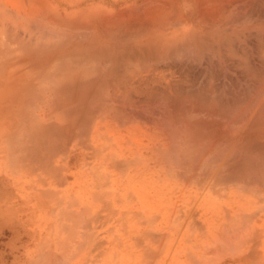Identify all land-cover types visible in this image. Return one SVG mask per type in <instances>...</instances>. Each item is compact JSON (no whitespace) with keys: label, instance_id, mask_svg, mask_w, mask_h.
Listing matches in <instances>:
<instances>
[{"label":"rangeland","instance_id":"1","mask_svg":"<svg viewBox=\"0 0 264 264\" xmlns=\"http://www.w3.org/2000/svg\"><path fill=\"white\" fill-rule=\"evenodd\" d=\"M164 1L0 0V264L264 263V1L213 33Z\"/></svg>","mask_w":264,"mask_h":264},{"label":"bare ground","instance_id":"2","mask_svg":"<svg viewBox=\"0 0 264 264\" xmlns=\"http://www.w3.org/2000/svg\"><path fill=\"white\" fill-rule=\"evenodd\" d=\"M154 1H155V0H154ZM161 1L165 2L164 0H161ZM166 1H169V3H171L170 6H169L168 8H169L170 10H171V9H172V10H175V12L177 13V14L175 13L177 17H180V16H181V17H184V16H182L183 14H181L182 11H183V10H188V11L191 12L192 15H195V17L197 16V18L199 19L200 23H202L203 26H204L206 29L209 28V29H210L209 31H210L211 33L214 32V31H213L214 29L218 28L223 22H225L226 19L229 18V15L234 14L235 11H236L237 9H239V10H240L241 8L244 9V8H246V7L244 6L245 4L247 5V3H248L249 1H250V3H251V0H249V1H248V0H166ZM252 1H254V0H252ZM259 1H260V4L262 5L263 2L261 3V0H259ZM263 1H264V0H263ZM150 2H152V0H150ZM156 2H158V1H156ZM159 2H160V1H159ZM159 2H158V3H159ZM163 2H162V5H163V6L161 5L162 8H164V3H163ZM254 2H257V1L255 0ZM153 3H154V2H153ZM153 3H149V4L152 5ZM160 3H161V2H160ZM166 3L169 4L168 2H166ZM166 3H165V4H166ZM167 4H166V5H167ZM251 4H252V3H251ZM251 4L248 3V7H247L246 9H244V10L246 11L247 9H249L250 6L252 7L253 5H251ZM257 4H258V3H257ZM257 4H256V5H257ZM166 5H165V6H166ZM249 5H250V6H249ZM145 6L148 7V9H150V10H149V12H150V11H151V8H149L150 5H148V6L145 5ZM157 6H160V5H157ZM161 6H160V7H161ZM262 6L264 7V4H263ZM140 7H141V6H140ZM143 7H144V6H142V8H143ZM146 7H145V9H146ZM152 7L154 8L155 5L152 6ZM160 7H159V9H161L160 11H162V8H160ZM240 7H241V8H240ZM256 7H257V6H256ZM153 8H152V10H153ZM254 8H255V5H254ZM137 9H138V8H136V9H131V10L137 11ZM148 9H146V10H148ZM165 9H167V8H165ZM259 9H260V8H259ZM262 9L264 10V8H262ZM262 9H260V10H262ZM131 10H129V11H131ZM143 10H144V9H143ZM146 10H145V11H146ZM154 10H155V9H154ZM154 10H153V12H152V11H151V12L154 13ZM156 10H157V9H156ZM156 10H155V11H156ZM163 10H164V9H163ZM244 10H240V12H241L242 14H244V15H245V13L247 14V12H249L248 10H247V12H245ZM250 10H251V8H250ZM256 10H257V9H256ZM138 11H139V10H138ZM145 11H141V10H140V13H139V12H138V13L141 14V13L143 12V14L145 15V14L147 13V12L144 13ZM157 11L160 12L159 10H157ZM157 11H156V12H157ZM168 11H169V10L167 9V13H169ZM233 11H234V13H233ZM243 11H244V13H243ZM126 12H128V11H126ZM151 12H150V13H151ZM158 12H157V13H158ZM164 12H165V11H164ZM170 12H171V11H170ZM173 12H174V11H173ZM173 12H172V13H173ZM261 12H262V11H261ZM261 12H260V13H261ZM157 13H156V14H157ZM160 13L162 14V12H160ZM160 13H159V14H160ZM172 13H171V14H172ZM236 13H237V11H236ZM249 13H250V12H249ZM253 13H254V12H253ZM126 14H127V13H126ZM143 14H141V16H142ZM164 14H165V13H164ZM173 14H174V13H173ZM239 14H240V13H238V16H239ZM251 14H252V12H251ZM258 14H259V10H258ZM263 14H264V11H263ZM263 14H262V17H263ZM127 15H129V14H127ZM131 15H134V17L136 16L135 13L133 14V13L130 12V16H129V17H132ZM147 15H148V14H147ZM152 15H153V14H152ZM165 15H166V14H165ZM167 15H168V14H167ZM236 15H237V14H236ZM240 15H241V14H240ZM244 15H241V16L244 17ZM252 15H253V14H252ZM259 15H260V14H259ZM19 16H20V15H19ZM116 16H117V15H116ZM118 16H119V15H118ZM118 16H117V18H118ZM150 16H151V15H150ZM169 16H171V15H169ZM238 16H236V17H238ZM245 16H246V15H245ZM119 17H120V16H119ZM129 17H128V18H129ZM142 17H143V16H142ZM142 17H140V20L136 19V17H135L134 20H136V21H137V20H138V21H141ZM144 17H145V16H144ZM148 17H149V15H148ZM151 17H152V19H153L151 22L154 23V22L157 20V18H156L157 16L155 17V15H153V16H151ZM151 17H150V18H151ZM153 17H155V18H153ZM164 17H166V16H164ZM164 17H163V18H164ZM174 17H175V16H174ZM174 17H173V18H174ZM181 17L178 18V19L182 21ZM239 17H240V16H239ZM239 17H238V18H239ZM251 17H252V16H251ZM253 17H254V15H253ZM257 17H258V16H257ZM123 18H124V17H123ZM123 18H122V19H123ZM137 18H139V17H137ZM159 18H160V17H159ZM170 18H171V17H170ZM170 18H169V17H166V18H164V19H169V20H170ZM233 18H235V15H234V17H233V16L230 17V19H229V23H232ZM240 18H241V17H240ZM247 18H248L247 16L244 17V19H247ZM258 18H261V16L258 17ZM105 19H106V18H105ZM111 19H113V18H111ZM130 19H131V18H130ZM146 19H148V18L146 17ZM154 19H155V21H154ZM178 19H177V21H176L177 23H179V22H178ZM241 19L243 20V18H241ZM249 19H250V18H249ZM249 19H247L246 22H250V20H251L252 18H251L250 20H249ZM256 19H257V18H256ZM263 19H264V18H263ZM263 19H262V20H263ZM120 20H121V18H120ZM148 20H150V19H148ZM158 20H159L160 22H162L163 19H162V17H161V19H158ZM173 20H174V19H173ZM175 20H176V19H175ZM184 20H185V19H184ZM184 20H183V21H184ZM230 20H231V22H230ZM235 20H236V19H235ZM237 20H238V19H237ZM237 20H236V21H237ZM248 20H249V21H248ZM262 20L260 21L261 23L259 22L258 24H257V22H258L259 20H256V22L252 20V21H253L252 23H255L256 25H254V26L251 27L252 29L255 30V32H257V33L260 34V38H261V36L264 37V20H263V21H262ZM117 21H118V20H117ZM123 21H124V20H123ZM123 21H122V22H123ZM126 21H127V20H126ZM130 21H131V20H130ZM143 21H144V20H142V22H143ZM145 21H146V20H145ZM153 21H154V22H153ZM181 21H180V22H181ZM183 21H182V22H183ZM185 21H186V20H185ZM233 21H234V20H233ZM236 21H235V22H236ZM119 22H120V21H119ZM128 22H129V21H128ZM142 22H141V23H142ZM169 22H171V21H169ZM182 22L180 23V25H182ZM227 22H228V21H227ZM54 23H55V22H54ZM123 23H125V25L127 24L125 21H124ZM132 23H134V21H132ZM135 23H136V22H135ZM167 23H168V22H167ZM172 23H173V21H172ZM174 23H175V22H174ZM177 23H176V24H177ZM239 23H240V22H239ZM239 23H238V24H239ZM243 23H244V22H243ZM57 24H58V23H57ZM128 24H130V23H128ZM137 24H138V23H137ZM155 24H156V23H155ZM155 24H154V25H155ZM164 24H165V22H164ZM170 24H171V23H170ZM176 24H174V25L176 26ZM233 24H234V22H233ZM238 24H237V25H238ZM54 25H55V24H54ZM54 25H53V26H54ZM104 25H106V24L104 23ZM107 25H108V24H107ZM109 25H110V24H109ZM112 25H114V24H112ZM123 25H124V24H123ZM130 25H131V24H130ZM134 25H135V24H134ZM138 25H139V24H138ZM145 25H146V23H145ZM145 25H144V26H145ZM149 25L151 26V25H153V24H149ZM56 26H57V25H55V27H56ZM117 26H120V28L122 29V27H121V23H120V24L118 23ZM150 26H148V27H150ZM156 26H158V25H156ZM165 26H166V25H165ZM165 26H162V27L165 28V29L167 30L168 27L166 28ZM169 26H170V25H169ZM172 26H173V25H172ZM114 27H115V26H114ZM129 27H130V26H128L127 28H129ZM131 27L134 28V27H137V26L135 25L134 27H133V26H131ZM131 27L129 28L130 30H132ZM138 27H139V26H138ZM141 27H142V26H141ZM146 27H147V26H146ZM153 27H155V26H152V28H153ZM158 27H159V29H162L161 26H158ZM158 27H157V29H158ZM178 27H180V26L178 25ZM186 27H187V25H186ZM188 27H189V26H188ZM106 28H107V27H106ZM108 28H110V26H109ZM120 28H119V29H120ZM125 28H126V27H125ZM171 28H172V27H171ZM45 29H46V28H45ZM121 29H120V32H121ZM140 29H141V28H140ZM144 29H145V28H144ZM146 29H147V31L150 30V29H148V28H146ZM178 29H179V28H178ZM184 29L186 30V28H184ZM227 29H229V28H227ZM227 29H226V30H227ZM247 29H248V28H246V30H247ZM110 30H112V29H110ZM110 30H109V31H110ZM136 30H137V28H136ZM142 30H143V29H142ZM142 30H141V31H142ZM171 30H172V29H171ZM221 30H222V28H221ZM223 30H225V29H223ZM248 30H250V29H248ZM48 31H49V30H48ZM160 31H161V30H160ZM162 31H163V30H162ZM162 31H161V32H162ZM209 31H208V32H209ZM217 31H218V30H216L215 32L217 33ZM117 32H118V30H117ZM125 32H126V31H125ZM125 32H122V33L125 34ZM131 32H132V31H131ZM134 32H135V31H134ZM153 32H154V30H153ZM155 32H157V31H155ZM161 32H160L159 34H161ZM218 32H219V31H218ZM240 32H241V31H240ZM252 32H253V31H252ZM52 33H53V32H52ZM82 33H83V32H82ZM114 33H115V32H114ZM132 33H133V32H132ZM137 33H138V31H137ZM142 33H143V32H142ZM149 33H151V32H149ZM170 33H171V32H170ZM211 33H210V34H211ZM216 33H214L213 35H215ZM221 33H222V32H221ZM223 33H224V32H223ZM231 33H232V32H231ZM235 33H236V31H235ZM235 33H234V34H235ZM237 33H238V31H237ZM248 33H249V32L247 31V34H248ZM56 34H57V33H56ZM83 34H84V33H83ZM85 34H87V33H85ZM107 34H108V32H107ZM112 34H113V32H112ZM135 34H136V33H135ZM140 34H141V33H140ZM151 34H154V33H151ZM191 34H192V33H191ZM197 34H198V32H197ZM199 34H200V33H199ZM199 34H198V35H199ZM217 34H218V33H217ZM217 34H216V35H217ZM219 34H220V32H219ZM245 34H246V33H245V31H244V35H245ZM255 34H256V33H255ZM81 35H82V34H81ZM116 35H117V34H116ZM146 35H147V33H146ZM155 35H156V34H155ZM213 35H212V36H213ZM236 35H237V34H236ZM252 35H254V34L252 33ZM256 35H257V34H256ZM106 36H108V35H106ZM121 36H123V34L120 35V37H121ZM138 36H139V34H138ZM140 36H141V35H140ZM143 36H144V35H143ZM147 36H150V35L148 34ZM152 36H153V35H152ZM156 36H157V35H156ZM163 36H164V35H163ZM220 36H221V35H220ZM234 36H235V35H234ZM237 36H238V37L241 36V33H240V35L238 34ZM249 36H251V33L249 34ZM217 37H218V36H217ZM224 37H225V36H224ZM230 37H231V36H230ZM232 37H233V36H232ZM246 37H247V36H246ZM246 37H245V38H246ZM253 37H254V36H253ZM22 38H23V37H22ZM24 38H25V37H24ZM145 38H147V37L145 36ZM186 38H187V36H186ZM204 38H205V37H204ZM206 38H207V37H206ZM209 38H210V37H209ZM209 38H208V39H209ZM213 38H215V37L213 36ZM219 38H220V37H219ZM234 38H235V37H234ZM239 38H242V37H239ZM109 39H111V38H109ZM140 39H141V38H140ZM143 39H144V38H143ZM193 39H194V38H193ZM220 39H221V38H220ZM246 39H247V38H246ZM248 39H249V38H248ZM261 39H262V38H261ZM145 40H146V39H145ZM148 40H149V39H147L146 41L148 42ZM172 40H173V39H172ZM178 40H179V39H178ZM215 40H216V39H215ZM215 40H214V41H215ZM221 40H222V39H221ZM224 40H225V39H224ZM256 40H258V39H256ZM262 40H263V39H262ZM181 41H182V40H181ZM184 41H185V40H184ZM192 41H193V40H192ZM198 41H199V39H198ZM235 41H236V40H235ZM250 41H251V40H250ZM250 41H249V42H250ZM263 41H264V40H263ZM263 41H262V44L264 45V42H263ZM21 42H22V40H21ZM100 42H101V41H100ZM159 42H160V41H159ZM185 42H186V41H185ZM201 42H202V41H201ZM201 42H200V43H201ZM218 42H219V41H218ZM222 42H223V40H222ZM226 42H227V41H226ZM230 42H231V40H230ZM230 42H229V43H230ZM232 42H234V41H232ZM253 42H254V41H253ZM257 42H258V41H257ZM192 43H193V42H192ZM209 43H210V41H209ZM234 43H235V42H234ZM234 43H233V44H234ZM170 44H171V41H170ZM180 44H181V42H180ZM198 44H199V43H198ZM201 44H202V43H201ZM201 44H200V45H201ZM221 44H222V43H221ZM224 44H225V43H224ZM171 45H173V42H172ZM171 45H170V46H171ZM177 45H178V44H177ZM177 45H176V46H177ZM189 45H190V44H189ZM193 45H194V44H193ZM215 45H216V44H215ZM203 46H204V44H203ZM205 46H206V45H205ZM236 46H237V45H236ZM238 46H239V45H238ZM254 46H255V45H254ZM158 47H159V49H160V46H158ZM162 47H163V46H162ZM179 47H180V45H179ZM179 47H178V48H179ZM239 47H240V46H239ZM239 47H238V48H239ZM257 47H258V46H257ZM259 47H260V45H259ZM263 47H264V46H263ZM263 47H261L262 50H263ZM156 48H157V46L155 47V50H156ZM168 48H169V47H168ZM178 48H177V50H178ZM182 48H183V47H182ZM202 48H203V47H202ZM205 48H206V47H205ZM220 48H221V46H220ZM223 48H224V46H223ZM229 48H232L231 45L229 46ZM238 48H236V49H238ZM242 48H243V46H242ZM244 48H245V47H244ZM249 48H250V43H249ZM109 49H110V51H111V48H109ZM164 49H165V51L167 50V48H164ZM164 49H163V50H164ZM170 49H171V48H170ZM203 49H204V48H203ZM215 49H216V48H215ZM168 50H169V49H168ZM179 50H180V49H179ZM217 50H218V48H217ZM240 50H241V49H240ZM244 50H245V49H244ZM244 50H243V51H244ZM262 50H261V51H262ZM103 51H104V50H103ZM108 51H109V50H108ZM108 51H107V52H108ZM157 51H159V50L157 49ZM165 51H163V52H164V53H167V51H166V52H165ZM175 51H176V50H175ZM186 51H187V49H186ZM205 51H206V50H205ZM205 51H204V52H205ZM211 51H212V50H211ZM223 51H224V50H223ZM223 51H222V52H223ZM226 51H227V50H226ZM228 51H229V50H228ZM231 51H232V50H231ZM237 51H238V50H237ZM251 51H253V50H251ZM130 52H131V51H130ZM140 52H141V51H140ZM163 52L161 53V55H163ZM183 52H185V51H183ZM189 52H190V51H189ZM198 52H199V51H198ZM204 52H203V53H204ZM216 52H218V51H216ZM220 52H221V50H220ZM229 52H230V51H229ZM241 52H242V51H241ZM254 52H255V51H254ZM263 52H264V50H263ZM52 53H53V52H52ZM55 53H57V52H55ZM111 53H112V52H111ZM155 53H156V52H155ZM157 53H158V52H157ZM177 53H178V51H177ZM180 53H182V52H180ZM187 53H188V52H187ZM200 53H201V52H200ZM200 53H198V54H200ZM223 53H224V52H223ZM234 53H235V51H234ZM234 53H233V54H234ZM237 53H239V52H237ZM245 53L247 54V53H248V50H247V52H245ZM249 53H250V52H249ZM258 53H259V51H258ZM258 53H257V54H258ZM102 54H103V53H102ZM175 54H176V52H175ZM204 54H205V53H204ZM206 54H207V53H206ZM216 54H217V53H216ZM226 54H227V53H226ZM230 54L232 55L231 52H230ZM239 54H240V56H241V53H239ZM155 55H156V54H155ZM161 55H160V56H161ZM164 55H165V54H164ZM166 55H167V54H166ZM177 55H178V54H177ZM207 55H208V54H207ZM231 55H230V56H231ZM235 55H236V53H235ZM237 55H238V54H237ZM249 55H250V54H249ZM249 55H248V56H249ZM255 55H256V53H255ZM258 55H259V54H258ZM59 56H60V55H59ZM65 56H68V55H64V57H65ZM107 56H108V55H107ZM126 56H128V54H127ZM134 56H135V55H134ZM171 56H172V55H171ZM174 56H176V55H174ZM179 56H180V55H179ZM196 56H197V55H196ZM202 56H203V55H202ZM202 56H201V57H202ZM204 56H205V55H204ZM245 56H246V55H245ZM261 56H262V59H263V61H264V54H263V55L260 54V57H259V56H258V57L261 59ZM45 57H46V56H45ZM52 57H53V56H52ZM68 57H69V56H68ZM68 57H66V58H68ZM93 57H94V56H93ZM108 57H109V56H108ZM108 57H107V58H108ZM155 57H156V56H155ZM161 57H162V56H161ZM165 57H166V56H165ZM188 57H190V56H188ZM198 57H199V56H198ZM201 57H200V58H201ZM206 57H207V56H206ZM209 57H210V56H209ZM219 57H220V56H219ZM221 57H223V56H221ZM234 57H235V56H234ZM249 57H250V56H249ZM258 57H257V59H258ZM47 58H48V56L45 58V61H46ZM60 58H61V57H60ZM99 58H100V57H99ZM102 58H103V56H102ZM111 58H113V57H111ZM129 58H130V57H129ZM159 58H160V57H159ZM167 58H168V56H167ZM178 58H179V57H178ZM178 58H177V59H178ZM182 58H183V57H182ZM231 58H232V57H231ZM254 58H255V57H254ZM254 58H253V59H254ZM51 59H52V58H51ZM58 59H59V58H58ZM103 59H104V58H103ZM155 59L158 60L157 57H156ZM162 59H163V58H162ZM169 59H170V58H169ZM201 59H202V58H201ZM203 59H204V58H203ZM205 59H207V58H205ZM239 59H240V58H239ZM52 60H53V59H52ZM82 60H83V58H82ZM93 60H94V59H93ZM160 60H161V59H160ZM185 60H186V59H185ZM189 60H190V59H189ZM199 60H200V59H199ZM199 60H198V61H199ZM237 60H238V59H237ZM237 60H236V61H237ZM240 60H241V59H240ZM243 60H244V59H243ZM54 61H56V60H54ZM65 61H66V60H65ZM67 61H68V60H67ZM67 61H66V62H67ZM166 61H167V59H166ZM169 61H170V60H169ZM177 61H178V60H177ZM183 61H184V60H183ZM213 61H214V60H213ZM241 61H242V60H241ZM25 62H26V61H25ZM56 62H57V61H56ZM66 62H64V63H66ZM68 62H69V61H68ZM68 62H67V63H68ZM170 62H172V61H170ZM185 62H186V61H185ZM199 62H200V61H199ZM206 62H207V61H206ZM215 62H216V61H215ZM223 62H224V60H223ZM225 62H226V61H225ZM246 62H247V60H246ZM258 62H259V60H258ZM260 62H261V61H260ZM39 63H40V62H39ZM50 63H51V62H50ZM53 63H54V62H53ZM67 63L65 64V66H67ZM72 63L74 64L73 61H72ZM76 63H77V60H76ZM92 63H93V62H92ZM92 63H91V64H92ZM204 63H205V61H204ZM207 63H210V61H208ZM213 63H214V62H213ZM205 64H206V63H205ZM240 64H241V63H240ZM262 64H263V63H262ZM53 65H54V64H53ZM60 65H61V64H60ZM70 65H72V64H70ZM70 65L68 64V66H70ZM76 65L79 66L80 64H79V65L76 64ZM84 65L86 66V64H84ZM84 65H83V68L85 67ZM92 65H93V64H92ZM92 65H91V66H92ZM244 65H246V64H244ZM41 66H42V65H41ZM73 66H75V64L72 65V67H73ZM88 66H89V65H88ZM247 66H248V64H247ZM249 66H250V65H249ZM86 67H87V66H86ZM53 68H54V67H53ZM63 68H64V67H63ZM80 68H82V65H81ZM87 68H88V67H87ZM137 68H138V67H137ZM56 69H57V68H56ZM59 69H60V68H59ZM59 69H57L56 72H57ZM61 69H62V67H61ZM85 69H86V68H85ZM85 69H84V72H85ZM68 70H70V69H68ZM78 70H79V68L77 69V71H78ZM86 70H87V73H88V70H90V68H88V69H86ZM54 71H55V70H54ZM63 71L65 72V70H63ZM70 71H71V70H70ZM79 71H80V70H79ZM91 71H92V70H91ZM91 71H90L89 73H91ZM58 72H61V71H58ZM58 72H57V73H58ZM71 72H72V71H71ZM80 72L83 73V71H80ZM143 72H144V71H143ZM246 72H247V70H246ZM254 72H255V71H254ZM262 72H263V71H262ZM68 73H70V72H68ZM85 73H86V72H85ZM85 73L83 74V77H84V78L86 77L85 75H87V74H85ZM59 74H60V73H59ZM59 74H58V75H59ZM62 74H63V73H62ZM62 74H61V76H63ZM70 74H72V73H70ZM70 74L68 75L69 77H70ZM76 74H78V73H76ZM168 74H169V73H168ZM171 74H172V73H171ZM81 75H82V74H81ZM81 75L79 74V76H81ZM89 75H90V74H89ZM89 75H88V76H89ZM138 75H139V74H138ZM256 75H257V74H256ZM263 75H264V74H263ZM54 76L56 77L57 75H54ZM75 76H77V75H75ZM75 76H74V77H75ZM135 76H136V75H135ZM49 77H50V76H49ZM51 77H52V76H51ZM57 77H58V76H57ZM74 77H73V78H74ZM136 77H137V76H136ZM140 77H141V76H140ZM261 77H263V76H261ZM76 78H77V77H76ZM138 78H139V77H138ZM148 78H149V76H148ZM154 78H155V76H154ZM54 79H55V78H54ZM61 79H62V78H61ZM61 79H60V80H61ZM66 79H68V78L66 77ZM69 79H70V78H69ZM142 79H143V78H142ZM155 79H156V78H155ZM263 79H264V78H263ZM52 80H53V79H52ZM57 80H58V79H57ZM64 80H65V79H64ZM74 80H76V79H74ZM131 80H132V79H131ZM140 80H141V79H140ZM140 80H139V81H140ZM42 81H43V80H42ZM54 81H56V79H55ZM54 81H53V82H54ZM61 81H63V80H61ZM143 81H144V80H143ZM143 81H142V82H143ZM149 81H151V80L149 79ZM50 82H51V84H53L52 81H50ZM142 82H141V83H142ZM154 82H155V81H154ZM263 82H264V81H263ZM56 83H58L59 86H60V83H59L58 81H57ZM56 83H55V85L57 86ZM91 83H92V82H91ZM135 83H136V82H135ZM139 83H140V82H139ZM141 83H140V84H141ZM66 84H67V83H66ZM88 84H90V83H88ZM130 84H131V83H130ZM146 84H148V82H146ZM86 86H87V85H86ZM138 86H139V85H138ZM60 87H61V86H60ZM62 87H63V86H62ZM62 87H61V88H62ZM67 87H70V86H67V85H66V88H67ZM263 87H264V86H263ZM263 87H262V88H263ZM104 88H106V87H104ZM107 88H108V87H107ZM120 88H121V87H120ZM122 88H123V87H122ZM133 88H134V87H133ZM139 88H140V87H139ZM262 88H261L260 90H262ZM93 89H94V88H93ZM95 89L97 90V87H96ZM85 90H86V89H85ZM138 90H139V89H138ZM140 90H141V89H140ZM140 90H139V91H140ZM135 91H136V90H135ZM263 93H264V92H263ZM263 93H262V94H263ZM260 94H261V93H260ZM262 94H261V96H262ZM257 95H258V94H257ZM256 98H257V97H256ZM259 98H261V97H259ZM263 98H264V97H263ZM261 99H262V98H261ZM257 100H258V99H257ZM259 102H260V100H259ZM253 103H254V100H253ZM255 103H256V100H255ZM262 103H263V101H262ZM256 104H257V103H256ZM256 104H255V105H256ZM255 105H254V106H255ZM258 105H259V103H258ZM261 105H262V104H261ZM256 107H257V106H256ZM263 107H264V106H263ZM254 110H255V109H254ZM251 111H253V110H251ZM258 111H259V110H258ZM260 111H261V109H260ZM253 113H254V112H253ZM251 114H252V113H251ZM250 116H251V115H250ZM257 116H258V115H257ZM251 117H252V116H251ZM258 118H259V117H258ZM260 118H261V117H260ZM89 122H90V121H89ZM87 123H88V122H87ZM93 123H94V121H93ZM86 125H87V124H86ZM92 125H93V124H92ZM87 127H88V125L86 126V129H87ZM186 127H187V126H186ZM88 128H89V127H88ZM89 129H90V128H89ZM179 130H180V129H179ZM89 131H90V130H89ZM184 131H185V130H184ZM186 131H187V130H186ZM186 131H185V132H186ZM191 132H193V130H191ZM194 133H195V132H193L192 134H194ZM172 134H173V133H172ZM174 134H175V132H174ZM178 134H179V133H178ZM178 134H177V136H180V134H179V135H178ZM181 134H182V132H181ZM188 134H190V132H188ZM188 134H187V136H188ZM173 136H176V134L173 135ZM185 136H186V134H185ZM185 136H181V137H183V138L185 139ZM187 136H186V137H187ZM190 136H191V135H190ZM196 136L199 137L198 135H195L194 137H196ZM201 136H202V135H201ZM192 137H193V136H192ZM192 137H190V139H191ZM203 137H204V136H203ZM208 137H209V136H208ZM183 138H182V139H183ZM188 138H189V136H188ZM205 138H206V136H205L203 139H205ZM211 138H212V137H211ZM194 139H195V138H194ZM198 139H199V138H197V141H198ZM186 140H187V141H190V143L193 142L192 139H191V140L186 139ZM205 140H206V141H207V140H211V141H212L213 139H210V137H209V138H206ZM215 140H216V139H214L212 143H211V141H209V144L207 143V145H206V143L204 142V143H205L204 147L201 146V145H198V146L195 145L196 148H194V145H192V144H194V142H195V140H194V142L191 144V145H192L191 148H194V151H195L196 149H201L200 152L204 150L205 153L207 154V153L213 152V151L215 150V148H216V147H215L216 145L214 144V141H215ZM179 141H180V140H179ZM184 141H185V140H184ZM191 141H192V142H191ZM215 142L217 143V141H215ZM220 142H221V141H220ZM235 142H236V141H235ZM180 143H182V141H181ZM185 143H186V141H185ZM187 143H188V142H187ZM201 143H202V142H201ZM204 143H203V144H204ZM183 144H184V142H183ZM188 144H189V143H188ZM188 144H187V145H188ZM195 144H198V143L196 142ZM231 144H232V143H231ZM175 145H176V144H175ZM189 145H190V144H189ZM189 145H188V146H189ZM177 146H178V144H177ZM177 146H176V147H177ZM181 147L183 148L184 146H180V147L178 146L175 150H178V149H180ZM182 148H181V150H182ZM185 148H188V149H189V147H187V146H186ZM191 148H190V149H191ZM160 149H161V148H160ZM262 149H263V148H262ZM158 150H159V149H158ZM162 150H163V151H162ZM164 150L166 151V149L162 148L160 151L163 153V152H165ZM185 150H187V149H185ZM185 150H184V151H185ZM190 151L192 152L193 150L191 149ZM190 151H188V152H190ZM194 151H193V152H194ZM196 151H197V150H196ZM216 151H217V150H216ZM252 151H253V150H252ZM252 151H251V152H252ZM174 152H175V151H174ZM180 152H181V151L179 150V153H180ZM188 152L186 151L187 154H188ZM231 152H232V151H231ZM258 152H259V150L257 151V153H258ZM261 152H262V151H261ZM175 153H176V152H175ZM179 153H178V151H177V154H179ZM184 153H185V152H184ZM186 153H185V155H186ZM195 153H196V152H195ZM203 153H204V152H202L201 154L204 156ZM254 153H255V152H254ZM263 153H264V152H263ZM181 154H182V153H181ZM228 154H229V153H228ZM179 155H180V154H179ZM223 155H224V153H223ZM261 155H262V154H261ZM187 156H189V154H188ZM199 156H200V155H199ZM224 156H225V155H224ZM226 156H227V155H226ZM228 156H229V155H228ZM250 156H251V155H250ZM257 156H258V155H257ZM185 157H186V156H185ZM200 157H202V156H200ZM206 157H208V155H206ZM211 157H212V156H211ZM252 157H253V155H252ZM252 157H251V158H252ZM258 157H259V156H258ZM150 158H152V155H151ZM225 158H226V157H225ZM200 159H201V158H200ZM221 159H222V158H221ZM248 159H249V158H248ZM256 159H257V158H256ZM214 160L216 161V158H215ZM257 160H258V159H257ZM200 161H201V160H200ZM222 161H224V159H223ZM260 161H262V160H260ZM252 162H253V160H252ZM220 163H221V162H220ZM249 163H251V162H249ZM258 163H259V162H258ZM258 163H257V164H258ZM260 163H262V162H260ZM246 164H248V163H246ZM219 165H220V164H219ZM221 165H222V164H221ZM221 165H220V168L223 166V165H222V166H221ZM258 166H259V165H258ZM263 167H264V166H263ZM222 168H223V167H222ZM222 168H221V169H222ZM211 169H212V168H211ZM221 169H220V170H221ZM254 169H255V168H254ZM254 169H253V170H254ZM256 169H257V168H256ZM214 170H215V169H214ZM218 170H219V169H218ZM130 171H131V172H135L136 169H131ZM250 171H251V170H250ZM258 171H259V170H258ZM209 172H210V171H209ZM218 172H220V171H218ZM261 172H262V171H261ZM211 173L213 174V172H211ZM214 173H215V172H214ZM216 173H217V172H216ZM216 173H215V174H216ZM253 173H254V172H253ZM135 174H136V173L128 174V177H129L130 179L133 180ZM218 174H220V173H218ZM218 174H217V176H219ZM256 174H257V173H256ZM207 176H209V174H208ZM210 176H211V175H210ZM213 176H214V175H213ZM258 176H259V175H258ZM214 177H215V176H214ZM254 177H255V176H254ZM209 178H210V177H209ZM211 178H213V177H211ZM256 178H257V177H256ZM260 178H261V177H260ZM263 178H264V177H263ZM258 179H259V178H258ZM260 180H261V179H260ZM203 183H204V182H203ZM204 184H205V183H204ZM155 192H156V191H155ZM156 193H157V192H156ZM156 193H155V195H156ZM163 193H164V192H162L161 195H162ZM231 193H232V192H231ZM159 194H160V193H159ZM96 196H97V195H96ZM214 196H215V195H214ZM215 197H216V196H215ZM217 197H219V196H217ZM94 198H95V196H94ZM96 198H97V197H96ZM97 199H98V201H99V198H97ZM141 200H142V199H141ZM258 201H259V200H258ZM258 201H257V202H258ZM142 202H143V200H142ZM259 202H260V201H259ZM262 202H263V201H262ZM255 203H256V202H255ZM222 206H223V205H222ZM260 207L264 208V205H262V206H260ZM260 207H259V208H260ZM259 208L257 207V209H259ZM85 209H86V208H85ZM222 209H223V208H222ZM224 209H225V208H224ZM226 209H227V208H226ZM226 209H225V210H226ZM262 210H264V209H262ZM219 212H220L221 214L223 213V211H219ZM219 212H218V213H219ZM236 214H237V213H236ZM236 214H235V210H234V209H232V208L229 209V208H228L227 212L225 213V211H224V213L222 214V218H223V219H226V221H228L229 224H230V223H233V224L235 225V215H236ZM239 214H240V213H238V216H239V217H243V215H241V214L239 215ZM78 215H79V214H78ZM243 218H244V217H243ZM243 218H242V219H243ZM242 219H240L238 226H240V224H242V223H240L241 221L246 220V219H243V220H242ZM247 219H248V218H247ZM211 221H213V220H211ZM236 221H237V220H236ZM222 224H223V223H222ZM242 225H243V224H242ZM242 225H241V226H242ZM224 226H225V224L223 225V227H224ZM227 227H228V226H227ZM234 227H235V226H234ZM224 229H225V228H224ZM233 229H234V228H232V230H233ZM229 230H230V229H229ZM232 230H230V231H232ZM234 231H235V229H234ZM234 231H233V232H234ZM137 237H140V236L137 235ZM245 244H246V243H245ZM252 254H253V253H252ZM249 255H251V254H249ZM242 256H243V255H242ZM43 258L45 259V257H43ZM48 260H49V259H48ZM48 260H47V261H48ZM263 261H264V260H263ZM258 263L260 264L261 262H258ZM261 264H264V263L262 262Z\"/></svg>","mask_w":264,"mask_h":264}]
</instances>
